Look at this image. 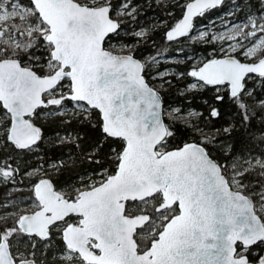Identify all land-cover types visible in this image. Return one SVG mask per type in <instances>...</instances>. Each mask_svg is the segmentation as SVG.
<instances>
[{
	"label": "snow or ice",
	"instance_id": "snow-or-ice-1",
	"mask_svg": "<svg viewBox=\"0 0 264 264\" xmlns=\"http://www.w3.org/2000/svg\"><path fill=\"white\" fill-rule=\"evenodd\" d=\"M223 4L176 0L182 17L166 39H193L194 18ZM137 6L0 0V186L23 190L17 176L32 181L24 186L29 197L0 201V264H264V0H232L224 32L198 34L205 44L219 42L212 58L156 74L163 87L190 77L189 91L212 90L215 103L232 106L235 121L222 131H239L245 147L230 146L231 165L211 155L214 138L171 148L175 123L197 113L170 109L175 123H166L160 90L146 79L150 64L109 46L122 31L117 17ZM240 12L244 18L234 21ZM204 103L210 119L221 117ZM45 117L95 128L87 158L100 164L98 182L85 173L79 186H57L67 165L41 151ZM65 137L72 148L83 138L57 133L55 146ZM105 144L111 174L98 158Z\"/></svg>",
	"mask_w": 264,
	"mask_h": 264
},
{
	"label": "trees",
	"instance_id": "trees-1",
	"mask_svg": "<svg viewBox=\"0 0 264 264\" xmlns=\"http://www.w3.org/2000/svg\"><path fill=\"white\" fill-rule=\"evenodd\" d=\"M118 0H113V2ZM141 3L140 9L137 12V23L133 26L136 29L140 24L150 26L149 32L137 38L134 30L128 27L127 22H123L120 38L113 39L110 42H123L127 44H133L131 53L140 58L143 63L150 64L146 79L152 81L155 88L160 90L162 100L163 117L166 123H175L168 115V109L171 107H179L186 112L189 110H195L197 113L189 121L179 119V123H175V126L179 129L176 137L172 140L170 147H177L184 142L193 140L196 142L208 143L206 138H214L213 142L209 145L211 148V155L220 160L223 163L231 165V160L227 158V153L230 150V146H235L239 151L244 148L245 145L240 142L241 133L239 131L233 132L231 136L225 134L222 129L235 121L234 109L225 101L224 103H215L213 97L215 92L212 90L202 91H189L187 85L192 78L186 77L184 79H171V87H163L160 81L156 79V74L168 67L172 68L169 73H178L180 71H187L193 64L192 58L187 56L189 51L194 53H200L206 58H210L212 54V48L216 47L215 44H205L202 41L184 42L185 38L177 41L169 42L166 39V32L175 24L182 14L180 7H175L176 0H139ZM242 3L243 0H237ZM235 11L232 6V0H224V4L210 12L204 17H196L194 19V26L196 24H206L209 21L218 18L223 13ZM244 16V12H240L236 17ZM150 23V25L148 24ZM178 58L177 60L167 61L164 58ZM190 58V59H189ZM207 100L209 104H214L221 111V117L217 119L209 118V107L204 103ZM69 114L71 108L66 109ZM200 113L203 115L201 116ZM93 125L95 121H92ZM43 125L44 135L47 139L44 141L41 148L42 152H46L51 159H57L64 161L66 167L61 176L57 178L59 187L69 182L79 186L77 177L87 173L84 177L85 181H89L94 177L100 176L101 173H97V169L100 168V164L90 163L88 151L96 143L97 133L94 127H88L86 124L82 125L77 122L61 123L59 118L49 119L45 117L41 121ZM256 127L259 124L254 121ZM189 131H185V129ZM199 128L200 131H192V129ZM217 130H220L217 132ZM65 132L79 133L83 138L80 140L79 148H72L71 143L66 137L61 146L57 147L55 144L60 143L56 139V134L59 133L64 136ZM54 141L55 143H50ZM109 146L105 144L99 154V159L104 165L105 170L108 173H112L115 165L111 163L114 157H110ZM26 159V158H25ZM35 159V158H34ZM29 165L33 163V160H28ZM18 181L23 179V184L20 190L17 187L12 186H0V201H3L6 197L12 203H18L22 199L31 195L29 189L24 187L31 183L27 177L17 176ZM256 177H250V180H255ZM12 215H17L12 213ZM56 243H59L57 240ZM51 250H49L50 254ZM41 253L37 252V256Z\"/></svg>",
	"mask_w": 264,
	"mask_h": 264
},
{
	"label": "rangeland",
	"instance_id": "rangeland-1",
	"mask_svg": "<svg viewBox=\"0 0 264 264\" xmlns=\"http://www.w3.org/2000/svg\"><path fill=\"white\" fill-rule=\"evenodd\" d=\"M113 3H118V2L115 1ZM131 3L135 4V5H138L137 7H135L133 9L131 15L124 14L122 12L117 18L119 20H121L122 22H127L128 23V27H131L132 30H134L135 33H137V32L141 33V36H142V35L146 34L147 32H149L150 26L144 25V24H140L139 27H137L136 29H133V26L137 23V21H136L137 12L140 9L141 3H140L139 0H131ZM224 14L225 13L220 15L218 18H215V19L209 21L206 24H196L195 25V29H194V33H193V37L194 38L193 39H189L188 37H185L184 42L201 41L199 39V37H198V34L201 33V32H205V31H209L211 33H214L217 36L221 35L224 32V28H223V22H224V19H225ZM243 18H244V16H242V17H236V16L232 17V19L234 21L235 20H240V19H243ZM213 22H214V24H213ZM148 24L150 25V23H148ZM109 46H111L114 49V51H116V52H131L133 44H127V43L125 44L123 42H110ZM215 46L218 47L219 46V42L216 43ZM224 46H225V48H227V44L226 43H225ZM210 55L212 57V54H210ZM187 56L191 57L193 63H195V64H200L206 58L205 56L201 55L200 53H194V52H191V51H189L187 53ZM164 59H166L167 61H173L174 59L177 60L178 58L168 57V58H164ZM171 71H172V68L168 67V68H165V69L159 71L158 73H164V72H168L169 73ZM174 108H176V107H171V108L168 109V111L170 109H174ZM194 116L185 115V116L180 117V119L184 120V121H189ZM65 139H66V137H65ZM102 175L103 174L101 173L100 176L94 177L96 182L99 181V179L102 177ZM33 208H34V205H30L28 207H23L22 206V207L19 208L18 212L12 211V213L20 215L23 212L32 211Z\"/></svg>",
	"mask_w": 264,
	"mask_h": 264
},
{
	"label": "water",
	"instance_id": "water-1",
	"mask_svg": "<svg viewBox=\"0 0 264 264\" xmlns=\"http://www.w3.org/2000/svg\"><path fill=\"white\" fill-rule=\"evenodd\" d=\"M181 17H182V14H181V16H180L179 19H181ZM179 19H178V20H179ZM194 19H195V18H194ZM178 20H177V21H178ZM177 21H176V22H177ZM176 22H175V23H176ZM174 25H175V24H174ZM174 25H173V26H174ZM173 26H172V27H173ZM172 27H171V28H172ZM169 30H170V29H169ZM186 37H187V36H186ZM182 38H185V37H181V38H179V39H174L173 41H177V40H180V39H182ZM115 53H116V54H121V55H124V54H132L131 52H116V51H115ZM132 55H133V54H132ZM136 58H138V57H136ZM138 59H140V58H138ZM209 59H210V58H209ZM140 60H141V59H140ZM141 62H143V61L141 60ZM161 104H162V100H161ZM161 113H162V119L164 120L162 106H161ZM188 142H196V141L190 140V141H187V142H184V143H188ZM184 143H183V144H184ZM196 143H199V142H196ZM183 144H181L180 146H177V147H182ZM177 147H171V148H177ZM27 212H30V211H27ZM27 212H23V213H21L20 215H24V214H26Z\"/></svg>",
	"mask_w": 264,
	"mask_h": 264
},
{
	"label": "flooded vegetation",
	"instance_id": "flooded-vegetation-1",
	"mask_svg": "<svg viewBox=\"0 0 264 264\" xmlns=\"http://www.w3.org/2000/svg\"><path fill=\"white\" fill-rule=\"evenodd\" d=\"M193 22H194V21H193ZM210 58H212V57H210ZM205 59H206V58H205ZM205 59H204V60H205ZM208 59H209V58H208Z\"/></svg>",
	"mask_w": 264,
	"mask_h": 264
}]
</instances>
